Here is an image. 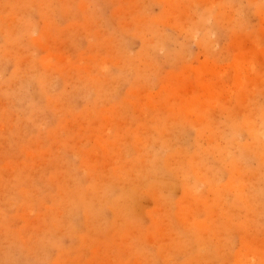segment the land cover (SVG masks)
Masks as SVG:
<instances>
[{
  "label": "rangeland",
  "instance_id": "rangeland-1",
  "mask_svg": "<svg viewBox=\"0 0 264 264\" xmlns=\"http://www.w3.org/2000/svg\"><path fill=\"white\" fill-rule=\"evenodd\" d=\"M0 264H264V0H0Z\"/></svg>",
  "mask_w": 264,
  "mask_h": 264
},
{
  "label": "bare ground",
  "instance_id": "bare-ground-1",
  "mask_svg": "<svg viewBox=\"0 0 264 264\" xmlns=\"http://www.w3.org/2000/svg\"><path fill=\"white\" fill-rule=\"evenodd\" d=\"M238 69V68H237ZM244 70V69H243Z\"/></svg>",
  "mask_w": 264,
  "mask_h": 264
}]
</instances>
